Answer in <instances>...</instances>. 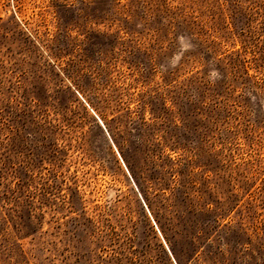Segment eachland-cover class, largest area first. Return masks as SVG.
Returning a JSON list of instances; mask_svg holds the SVG:
<instances>
[{
	"label": "rangeland",
	"instance_id": "1",
	"mask_svg": "<svg viewBox=\"0 0 264 264\" xmlns=\"http://www.w3.org/2000/svg\"><path fill=\"white\" fill-rule=\"evenodd\" d=\"M262 52L264 0H0V264H100L81 199L70 202L75 185L57 169L78 174L86 216L105 211L122 240L135 223L143 240L140 196L94 122L134 110L141 92L156 96L177 142L166 154L189 161L246 261L264 264ZM45 120L70 148L60 168L42 145ZM84 136L95 160L77 148Z\"/></svg>",
	"mask_w": 264,
	"mask_h": 264
},
{
	"label": "trees",
	"instance_id": "2",
	"mask_svg": "<svg viewBox=\"0 0 264 264\" xmlns=\"http://www.w3.org/2000/svg\"><path fill=\"white\" fill-rule=\"evenodd\" d=\"M246 47L247 44L244 45ZM260 59L258 68L264 71L263 52ZM234 60L240 62L239 54ZM118 95L116 100L120 107ZM105 97L108 102L113 98ZM137 98L135 109L126 106L125 112L112 119V124L102 119L99 123L96 118L94 122L115 164L120 167L122 159L126 175L140 196V212L146 227L142 241L138 240L135 223L132 224V234L122 240L105 211L96 208L94 216H86V205L79 193L81 179L78 174L66 176L60 169L55 172L57 180L61 176L60 182L70 181L75 185L69 186L70 202L81 199L84 217L80 225L88 236H97L102 252L100 264H252L246 261L251 255L243 249L244 244L235 230L222 228V213L211 207L202 188L197 185L189 161L176 160L166 154L167 149L175 150L177 142L171 134L165 135L161 130L162 108H158L156 96L151 94L147 98L146 93L141 92ZM147 112L150 113V121L146 118ZM67 122H70L68 118ZM40 125V136L44 139L42 145L47 147V155L54 167L60 168L67 163L70 149L68 144L58 143L63 139L59 136L63 127L46 120ZM82 139L77 148L95 160V151L86 147V143L90 146L87 137ZM116 147L120 158L115 153ZM158 214L164 216L166 222H162ZM155 225L166 245L154 242L158 238Z\"/></svg>",
	"mask_w": 264,
	"mask_h": 264
},
{
	"label": "clouds",
	"instance_id": "3",
	"mask_svg": "<svg viewBox=\"0 0 264 264\" xmlns=\"http://www.w3.org/2000/svg\"><path fill=\"white\" fill-rule=\"evenodd\" d=\"M186 41H187L186 37H183V36L180 37V42H181L182 47H184V48L191 47V44L186 42ZM169 66L173 67V68L176 67V60L174 59V60L170 61ZM218 78H219V73L217 71L213 70L210 72V75H209L210 82L215 83V81Z\"/></svg>",
	"mask_w": 264,
	"mask_h": 264
}]
</instances>
